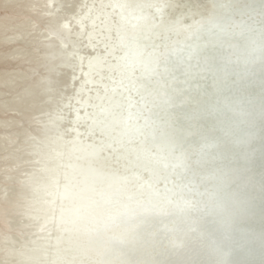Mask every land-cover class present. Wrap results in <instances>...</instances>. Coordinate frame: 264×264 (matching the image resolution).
<instances>
[{
  "label": "bare ground",
  "instance_id": "bare-ground-1",
  "mask_svg": "<svg viewBox=\"0 0 264 264\" xmlns=\"http://www.w3.org/2000/svg\"><path fill=\"white\" fill-rule=\"evenodd\" d=\"M251 1L0 0V264H222L191 214L187 177L124 167L132 153L161 175L166 163L176 170L189 150L172 135L174 151L164 148L174 122L151 111L187 91L202 59L192 47L264 27V0ZM102 172L112 180L85 192Z\"/></svg>",
  "mask_w": 264,
  "mask_h": 264
},
{
  "label": "water",
  "instance_id": "water-1",
  "mask_svg": "<svg viewBox=\"0 0 264 264\" xmlns=\"http://www.w3.org/2000/svg\"><path fill=\"white\" fill-rule=\"evenodd\" d=\"M241 8L244 9L245 5ZM197 35L200 33L191 34L194 39ZM218 37L226 44H215L211 48L202 43L192 47L198 48L197 53L202 59L196 64L195 55L194 68L187 76L190 83L187 91L172 90L171 95H165L151 111L164 124L167 116L174 122V126L166 123L172 131L168 132V143L164 148L169 153L174 151L172 135L177 146L187 147L189 152L178 156L176 170L166 163L169 168H162V175L150 168L152 163L147 157L132 153L129 155L138 160L128 162L124 169H137L135 175L151 170L156 178L171 174H177L178 178L187 177L195 198L191 214L209 229H206V241L214 243L222 264H264V27L256 24L249 31L244 28L239 33L221 32ZM248 39H255L253 48L246 46ZM206 46L209 47L203 49ZM227 49L232 50L231 55ZM149 125L151 130L157 126L153 121ZM146 131L142 129L149 135ZM198 170L202 171L200 177L196 173ZM96 175L84 188L85 192L98 191L100 189H94V185L112 180L104 172ZM175 186L169 184L167 190H175ZM159 196L165 200L163 190L159 191ZM150 198L155 201L158 196L152 194ZM92 201L94 199L90 200L92 206L100 207ZM128 202L126 196L120 195L114 205L126 208ZM144 210L137 212L142 214ZM121 215L129 217L130 214ZM212 220H225L228 231L220 235L211 230ZM130 250L125 248L124 254L128 255ZM192 255H195L194 251ZM150 262L169 264V261Z\"/></svg>",
  "mask_w": 264,
  "mask_h": 264
}]
</instances>
